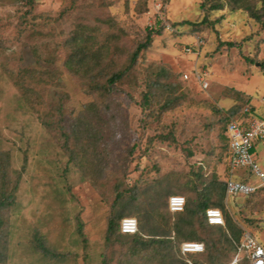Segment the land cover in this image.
I'll list each match as a JSON object with an SVG mask.
<instances>
[{
    "label": "rangeland",
    "instance_id": "374dc122",
    "mask_svg": "<svg viewBox=\"0 0 264 264\" xmlns=\"http://www.w3.org/2000/svg\"><path fill=\"white\" fill-rule=\"evenodd\" d=\"M202 1L146 0L145 10H141L139 0H32L30 8L23 0H0V152L9 153L12 172L20 170L23 156L27 158L16 197L18 218L12 225L7 264L38 263L39 258L22 255L28 254L27 242L33 230L44 235L51 248L61 245L73 249L75 216L92 233L94 218L100 219L111 210L118 214L124 207L148 215L166 204L171 185L190 182L195 175L205 179L215 174L222 182L237 180L240 173L231 176L227 169L221 129L230 110H243L248 104L264 115V72L248 62L264 60V31L239 13L207 15L200 9ZM105 18H113V26L121 30L119 43L125 49L142 42L146 29L160 31L152 36L144 65L153 63L168 70L179 97L177 106L158 123L144 121L146 112L142 114L127 97H118L128 129L123 145L129 143L133 150L126 153L128 176L119 190L122 198L115 202L116 191L107 180L81 184L72 168L63 187L59 175L66 157L38 120L57 103L60 93L67 96L65 106L74 115L91 98L65 73L60 77L61 86L33 74L18 80L23 88L15 87L10 74L4 73L6 69L45 72L48 68L36 64L32 47L44 55L45 44L53 49L79 23L110 33L112 27L101 23ZM159 20L161 25L157 26ZM197 41L201 44L196 45ZM50 70L60 71L59 63ZM160 133L170 134L169 140L147 146ZM254 156L264 174V145L255 148ZM263 199V192L229 197L226 209L264 248Z\"/></svg>",
    "mask_w": 264,
    "mask_h": 264
},
{
    "label": "trees",
    "instance_id": "16d2710c",
    "mask_svg": "<svg viewBox=\"0 0 264 264\" xmlns=\"http://www.w3.org/2000/svg\"><path fill=\"white\" fill-rule=\"evenodd\" d=\"M23 1L29 8L33 5L32 0ZM138 4L141 10H145L146 0H139ZM200 9L207 15L225 12L245 15L260 31H264V0H203ZM101 23L110 25L112 32L79 23L67 38L55 43L53 49L45 44L44 55L32 47L36 64L48 68L45 72L37 73L30 69L13 72L6 69L4 73L10 74L8 77L17 88L24 87L18 82L19 79L29 78L33 74H41L45 76L44 82L61 86L60 77L65 73L83 94L91 98V102L74 115L65 106L67 96L60 93L57 103L39 115L38 120L66 157L59 175L63 187L67 186L66 175L72 168L81 184L107 180L116 191L113 197L115 202L122 198L119 190L128 176L126 153L133 150L129 148V143L123 145L128 129L118 97H127L142 114L146 112L144 121L156 123L163 114L177 106L179 97L168 70L153 63L144 65L152 36L160 35V31L146 29L142 42L125 49L119 43L122 32L113 26V18L102 19ZM156 25H161L160 20ZM258 48L256 45L255 50ZM57 62L61 70H50ZM248 62L264 72V60ZM140 69L142 72L138 73ZM261 107L264 108V104ZM248 108L249 117L262 120L264 115L258 114L254 106L248 104ZM228 113L230 116L221 129L227 169L228 140L224 134L230 122L241 118L242 110H230ZM169 136L160 133L146 144L168 141ZM4 153L0 152V264L9 262L11 230L19 209L16 197L22 175L27 169V158L23 156L20 170H9V153ZM239 173L236 181L255 185L250 174ZM226 182L217 180L215 174L205 179L195 175L190 182L171 185L173 190L166 204L155 207L148 215L137 208L124 207L118 214L111 210L100 219L94 218L95 230L92 233L87 231V225L80 221L79 216H75V237L70 243L73 249L61 245L51 248L47 238L38 230H33L27 242L28 254L22 252V255L39 258V264H69L77 260L81 264H186L187 259L194 264H230L237 258H240L238 264H249L245 254L239 251L244 228L233 221L226 209ZM258 192L264 193V190L255 194ZM171 196L185 199L183 213H169L168 199ZM207 209L222 212L224 227H211L206 223L204 213ZM124 218H138L136 234L121 233L120 222ZM184 242L202 244L203 254L183 257L179 246Z\"/></svg>",
    "mask_w": 264,
    "mask_h": 264
},
{
    "label": "built area",
    "instance_id": "2783aa9c",
    "mask_svg": "<svg viewBox=\"0 0 264 264\" xmlns=\"http://www.w3.org/2000/svg\"><path fill=\"white\" fill-rule=\"evenodd\" d=\"M160 5H158L159 7ZM199 41L196 45H200ZM201 82V79L197 77ZM264 104V103H263ZM240 119L230 122L224 136L228 140V169L231 176L239 172H247L255 180L256 184H243L230 179L226 182V198L241 196L249 197L259 190H264V174L261 172L255 160L256 145H264V117L262 120L249 117V109L244 108ZM185 208V199L181 196H171L168 199V211L170 214H181ZM206 223L211 227H224V217L218 209H207L204 213ZM138 225L134 218H124L120 222V231L124 235L137 233ZM239 251L245 254L249 264H264V249L257 240L246 230H243ZM180 254L189 258L201 255L204 247L200 243L184 242L179 246ZM186 264H194L187 259Z\"/></svg>",
    "mask_w": 264,
    "mask_h": 264
},
{
    "label": "crops",
    "instance_id": "0c3cea01",
    "mask_svg": "<svg viewBox=\"0 0 264 264\" xmlns=\"http://www.w3.org/2000/svg\"><path fill=\"white\" fill-rule=\"evenodd\" d=\"M257 146H260V145H256V147H257ZM226 160H228V158H227ZM259 244H260V243H259ZM260 246L262 247V245H261V244H260ZM263 249H264V248H263Z\"/></svg>",
    "mask_w": 264,
    "mask_h": 264
}]
</instances>
